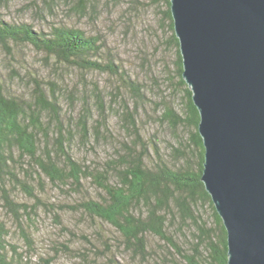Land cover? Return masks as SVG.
Listing matches in <instances>:
<instances>
[{"label":"rangeland","instance_id":"374dc122","mask_svg":"<svg viewBox=\"0 0 264 264\" xmlns=\"http://www.w3.org/2000/svg\"><path fill=\"white\" fill-rule=\"evenodd\" d=\"M85 2L83 10L73 0H0V12L7 22L29 23L39 31L48 32L54 25H66L98 39L101 51L92 58L114 61L126 80L130 79L139 87L142 97L136 96L120 75L82 71L77 66L58 62L31 44L15 42H10L9 48L0 46V89L9 96L34 100L36 80L52 99L50 83H55L60 119L73 134L70 150L74 158L86 166L104 168L120 153L128 151V147L140 149L143 142L150 154L148 165L158 160L159 152L176 168L182 164L180 152L189 148L192 165L197 169L198 153H193V146L188 144L194 127L179 125L175 128L166 115L168 108L182 114L187 107L167 1ZM86 106L91 115L90 135L85 142L79 119ZM126 109L135 113L138 136L128 130ZM46 117V125L51 128L50 139L54 141L56 120L52 121L49 114ZM19 176L24 178L21 167ZM42 177L44 180L40 183L30 180L41 200L31 220L24 219L30 242L24 238L12 213L5 208L1 213L9 227V250L16 247L22 254V259L17 257L18 264H38L42 257H53L52 264H176V261L183 264V258L158 236L146 234L147 251L135 252L116 227L83 209H74L81 201H100L105 195L94 182L83 179L82 188L76 191L70 184L57 186ZM7 185L17 202H35L18 185ZM195 208L201 220L215 227L207 203L199 200ZM174 210L168 231L181 247L190 251L199 231L193 221L183 222Z\"/></svg>","mask_w":264,"mask_h":264},{"label":"trees","instance_id":"16d2710c","mask_svg":"<svg viewBox=\"0 0 264 264\" xmlns=\"http://www.w3.org/2000/svg\"><path fill=\"white\" fill-rule=\"evenodd\" d=\"M73 1L78 7L85 9V0ZM166 1L173 31L171 37L178 48L180 83L185 85L187 94V107L183 113L168 108L166 115L175 128L179 125L194 127L188 144L193 146V153H198L197 169L192 165L189 148L180 152L182 164L176 168L169 165L159 152L158 160L148 165L147 158L150 154L143 142L140 149L127 146L128 151L120 153L118 158L112 159L104 168L86 166L77 161L70 150L73 134L60 119L55 83H50L52 99L36 80L34 100L9 96L0 89V194L3 200L0 203V264H18L20 260L17 257L22 259V254L16 247L9 250V227L1 215L3 208L12 213L24 238L30 242L31 236L25 231L24 219L31 220L32 214L36 213L35 208L41 203L30 180L36 179L40 183L42 176L57 186L70 184L76 191L82 188L83 179L94 182L105 193L102 199H87L73 208L83 209L91 216L116 227L135 252L147 251L145 236L151 233L165 240L183 258V264H228L226 229L211 195L201 181L205 148L198 131L200 115L193 103L192 91L182 77L179 41L174 33L170 0ZM10 42L31 44L37 50L55 57L58 62L77 66L82 71H107L120 75L130 86L129 89L136 96L142 97L139 87L130 79L126 80L114 61L103 62L92 58L99 55L101 46L98 39L86 36L80 29L54 25L48 32L39 31L29 23L7 22L0 12V46L9 48ZM47 114L52 121L56 120L57 136L54 141L50 139L51 128L46 125ZM81 115L79 129L86 142L90 135V109L84 107ZM125 116L128 130L138 136L135 113L126 109ZM52 121L48 124L51 125ZM19 167L23 169L24 178L19 176ZM113 179L117 182L114 183ZM7 183L18 185L35 202H17ZM199 200L211 208L215 227L201 220L195 208ZM173 207L183 222L193 221L199 231L196 234L197 241L190 251L181 247L168 231V221L175 212ZM53 261V257H42L38 264H52ZM176 264L180 263L176 261Z\"/></svg>","mask_w":264,"mask_h":264},{"label":"water","instance_id":"95a60500","mask_svg":"<svg viewBox=\"0 0 264 264\" xmlns=\"http://www.w3.org/2000/svg\"><path fill=\"white\" fill-rule=\"evenodd\" d=\"M228 264H264V0H170Z\"/></svg>","mask_w":264,"mask_h":264}]
</instances>
